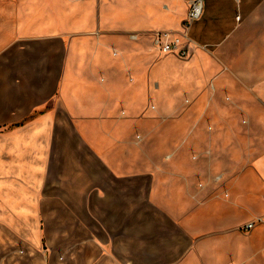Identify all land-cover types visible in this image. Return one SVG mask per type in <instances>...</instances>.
<instances>
[{
  "label": "crops",
  "instance_id": "crops-1",
  "mask_svg": "<svg viewBox=\"0 0 264 264\" xmlns=\"http://www.w3.org/2000/svg\"><path fill=\"white\" fill-rule=\"evenodd\" d=\"M188 1L0 0V264H264V0Z\"/></svg>",
  "mask_w": 264,
  "mask_h": 264
},
{
  "label": "built area",
  "instance_id": "built-area-1",
  "mask_svg": "<svg viewBox=\"0 0 264 264\" xmlns=\"http://www.w3.org/2000/svg\"><path fill=\"white\" fill-rule=\"evenodd\" d=\"M201 0H189L188 9L182 20L183 30L179 32H170L167 30L154 31L152 33V42L156 49L161 53H170L177 57H186L192 50L190 40L186 35L189 24L199 18L201 14ZM260 218L252 219L244 224V228H251Z\"/></svg>",
  "mask_w": 264,
  "mask_h": 264
},
{
  "label": "rangeland",
  "instance_id": "rangeland-1",
  "mask_svg": "<svg viewBox=\"0 0 264 264\" xmlns=\"http://www.w3.org/2000/svg\"><path fill=\"white\" fill-rule=\"evenodd\" d=\"M183 30V26H182V21L180 23V29L176 30L175 32H179ZM192 52L193 50L190 51V53L188 54V56L186 57H177L178 59L180 60H188L191 56H192ZM170 54V53H168ZM175 56V55H173ZM176 67H179V66H176ZM208 87L209 88H213V85H212V82L211 80H208ZM185 100V99H184ZM187 100V99H186ZM156 100L151 96V92L149 91L145 97H144V101H143V107H142V111L144 113V116H147V115H151V114H154L155 112V107H156ZM155 116V115H153ZM203 126H205V129H206V132H213L215 130V125L218 129H223L225 127H232L233 128V131H234V135H236L238 137V141H239V144H240V147L241 148H244L246 149L247 148V145H248V135H247V123L244 122V121H240L238 123H233V124H215L214 122H210V123H205V124H198V128H201ZM165 125H163L161 128H163ZM226 130L229 132L230 129L229 128H226ZM149 132H152V130L150 129ZM151 140L150 138L147 139V146H149ZM259 142V146L264 147V134H262L260 140H258ZM251 142L249 141V144ZM248 221V220H247ZM247 221H244V222H241L238 224V228H239V238H238V242L239 244H246L247 242V233L248 231L253 228L257 222L249 229H246L244 228V224L247 222ZM260 221V220H259Z\"/></svg>",
  "mask_w": 264,
  "mask_h": 264
},
{
  "label": "bare ground",
  "instance_id": "bare-ground-1",
  "mask_svg": "<svg viewBox=\"0 0 264 264\" xmlns=\"http://www.w3.org/2000/svg\"><path fill=\"white\" fill-rule=\"evenodd\" d=\"M132 247V246H131Z\"/></svg>",
  "mask_w": 264,
  "mask_h": 264
}]
</instances>
